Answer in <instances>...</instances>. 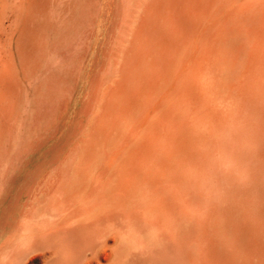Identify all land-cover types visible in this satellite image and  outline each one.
Segmentation results:
<instances>
[{
    "label": "rangeland",
    "instance_id": "1",
    "mask_svg": "<svg viewBox=\"0 0 264 264\" xmlns=\"http://www.w3.org/2000/svg\"><path fill=\"white\" fill-rule=\"evenodd\" d=\"M14 1L15 0H12V2L9 0H0V96H1L0 97V99H1L0 100V104H1L0 108L2 109V110H0V113H1L0 114V143L2 142L0 144V165H2L0 168L5 167L4 168L5 170L3 169L4 181H7V182H4V184L6 183L4 185V214L9 212V211H14L17 209L20 201L22 200V198L25 195L24 193H25L26 189L29 186V181H31V180L35 181V179L41 178L42 176H44L43 174L52 176L55 173L52 170L54 168H57V167L58 168L62 167V169L66 168L67 173H65V174L71 176L72 168L74 169L75 167L80 165L79 163L76 164V162H78L80 160L79 162L82 163V165H84L86 161H87V163L91 161V158H89L90 161L87 158V155H89V152L91 150H92L91 152H94V154L96 152H100L101 149H104V150L109 149V151H112L111 149L114 147L115 143L117 141L118 142L120 141L119 143L118 142L116 143V147H114L113 149L120 148L121 146L130 147L131 144H132L131 147H133V146H135V143H137V142L138 143L136 144V146L139 147V144H140V146L142 143L147 145L149 142L148 146H150L154 150L158 148L160 151V150H162L163 146L173 145L171 143H174L173 141H174L175 132L179 129H181L182 131H185V132L188 130L187 131L188 133H190V131L191 132L193 131L194 133H196L198 136H200L202 138L215 135V140L217 141V144L212 146V149H214V150L211 149V146H209V145L207 146L203 141H199L196 145L197 152H199L203 155H205L209 150L213 151L212 155L215 157H213L212 155L211 156H208V155L205 156V161H206V159H207V161L209 160L208 162L206 161V164L211 165L213 172H212V169H211V171H205V170H200V169H196L197 171L196 170H189L188 171L184 167L185 166L184 164L179 165L180 170L182 172H184L186 177L190 180V181H188V183H191L190 185H186V182H185V184L183 186L184 189H182V195L184 192H185V194L186 193L187 194L186 195L184 194L185 196L183 195L184 199H183V205H182V209L184 211L185 217L183 220V223H184L183 224V226H184V231H183L184 240H182V247H181V254H182L181 255V260H182L181 264H192L193 262L191 261L192 260L191 255H194V254L196 255L195 257L198 256V258H196L194 260L195 261L194 264H196L197 261L199 264H206L208 262V259L204 260V258L207 257L206 252H205V251H207V248H206L205 244H204V246H202L203 244L200 241H198L197 238H196L197 239L196 241H198V242H196L195 240H193V241L186 240L187 235L191 233L188 230V229H190V223H189L190 220H192V222L195 224V226H196V224L201 225V224L205 223L207 226V229H209L211 231L212 235H214L218 239V242H217L218 244H216V248L219 247L217 250H220V252L224 256L223 257L224 259H223L222 263L219 259L217 261L215 260L216 262L213 260L212 264H214V262H215V264H223V263L226 264L225 260L227 259V257H228V259H227L228 263L227 264H239L240 256L238 253L235 252L233 247H231L232 246L231 241L232 242L235 241L236 238H234V237H237V230H235V228L236 229L238 228L237 227L238 223H236V222H239L238 221L239 218L237 216H235L233 219V222L231 224L227 223V218H226V216H224L223 213H220V217L218 215L217 217H215V219L212 218V219H204L203 220L200 218H202L203 216L206 218L205 210L208 209V208L206 209V206L208 203H211V204L213 203L215 206L217 205L218 208L220 206V208L222 209L226 205V202L224 200L229 199V197H230V195L228 193L226 195H224L222 190H220V189H223V186L225 187L227 185V183L229 182V179H227L225 177L224 178L221 177V179L218 178L216 172H219L220 174H221V172H223V175H224V172L228 170L227 168H229L227 173L230 171L238 172V175L241 174V175H243V177L246 180H248L249 177H247V176L249 174H251L250 171L252 172V170L254 168L253 172L256 170L255 173L258 176L259 180L261 178L259 184H261V187L263 189L262 193H264V178H263L264 177V168H263L264 167V158L262 159V158L258 157V155L256 153L257 151L255 150L254 146L251 143L252 135H251V132L249 130V127L252 124L251 125V128H252V126L254 124V120H252L249 123L251 114L249 113L248 110H249L250 106L246 105V108L245 107L243 108V111H244V115H243L244 119L242 118L243 121H242V119H239L240 118L239 116H237L239 113V109H240V107H239L240 98H238L237 86H238L239 81L242 79L241 76H242L243 71H244V66L246 65V62L248 61L250 54L256 48L255 42H256V39L258 36V31H259L262 23H264V0H239V1L238 0H229L230 2L227 0L228 3L226 1L219 12L215 11V14L211 19L205 20L203 22L204 26L211 27L215 31V36H214V41H213L214 44H212V46L216 47V49H215V52L209 56V60H206V56H207L206 53H203V55H202L203 56L202 61H201L202 62V66H201L202 69L199 72V75L195 79H196V82L198 84V88H199V86H201L202 92L206 93V95H205L203 103L200 106H199V104H197L193 108L190 107V105H189L190 102H189L188 98H173V100L167 99L169 97L172 98L171 94H169V96H168V92H170L173 89L176 90L180 84V81H182L181 78H184L189 71L188 68L190 66V61L188 59H190V58L186 59V57H187L186 55L188 54L190 48L189 47H185V48L182 47V49H183L182 55H184L183 56L184 58L182 57L183 58L182 62L186 59L183 62L186 65V67H185L184 64L182 65V62L180 63V62L176 61V57H175L174 52H173L174 50L172 51V48L169 45L170 44L169 41H171V42L174 40L179 41L180 37H179V34L176 32V30L173 27V24H172V21L170 18L171 14H170V11L168 10L166 5H164V4L162 5L163 6V14L162 15H157L154 13H152L151 15H146L148 22H149V26L147 27L146 30L140 31V27H139L140 26V20H141L140 18L144 15V13H146V12L143 13L142 11H144L146 9V5L148 3L152 2V1H156V0H132V2H131V0H97V1L96 0H86V3L88 2V4H86L84 2L85 0H82L83 2L81 0H78L79 2H77V0H64V2H63V0L62 1L61 0H49L50 7L48 8L47 11L41 9L39 12V16L37 14L38 9L36 10L34 7H32L30 9V6L27 5V0H16L15 2ZM40 1L44 2L45 0H40ZM135 1L136 2L138 1L137 2L138 4ZM10 2H11V4H10ZM84 3H85V5H84ZM95 3L97 6V7H95V9L97 8L96 10L92 6V5H95ZM129 3H130V5H129ZM69 4H70V6H69ZM81 4H83V5H81ZM139 4L141 5V7ZM230 4H232L231 5L232 8L229 9ZM52 5H54L55 7L57 6V7L55 8ZM242 5H245V7L243 9L241 7ZM120 6H121L122 10H121ZM61 7H63V9ZM82 7H84V8H82ZM53 9H54L53 12L55 14H53V12L51 11ZM120 10H121V12H120ZM58 11H59V13H58ZM225 11H227V12H225ZM137 12H140V13H137ZM64 13H65V16H64ZM119 13H120V15H119ZM128 14H129V16H128ZM136 14H137V16H136ZM139 14H141L140 15L141 17L140 16L138 17ZM87 15H88V17L90 16L89 17L90 20L87 18ZM133 15L135 17H133ZM79 17H81L82 19ZM83 17L85 20L83 19ZM93 17H95V18L92 19ZM132 17H133V19H131ZM77 18L79 20V23H77L78 25L76 24V22H78ZM14 19H16V20H14ZM69 19H70V21H69ZM71 19H72V21H71ZM74 19H75V21H74ZM86 19H88V21ZM117 19H119V20L117 21ZM124 19H125V21H123ZM216 19H218V20L216 21ZM115 20H116V22H115ZM55 21H57V23ZM58 21H59V23H58ZM81 21L83 22L82 24H80ZM98 21H99V24H98ZM155 21H158L157 28H155V24H154ZM90 22L93 24V26H92V24H90ZM130 22H131V24H130ZM114 23H115V25L113 26ZM86 24L89 26H86ZM69 25L71 27H68ZM74 25H76V26H74ZM83 25H84V27H83ZM121 25H122V28H121ZM1 26H2V28H1ZM11 26H13V28ZM129 26H130V28H129ZM53 27H54V29H53ZM74 27H76V28H74ZM95 27H96V29H94ZM137 27H139V29ZM57 29H58V31H57ZM120 29H121V31L123 30V32H121V34H120ZM3 30H5L4 33H3ZM68 30H69V32H68ZM112 30H113V32H112ZM114 30H115V32H114ZM126 30H128V31H126ZM26 31H29L30 33L26 34ZM94 31H96L97 33ZM13 32H14V34H13ZM75 33H76V36L74 35ZM135 33H137V34H135ZM39 34H41V35H39ZM66 35H68V36H66ZM122 35L125 37H123ZM115 36L116 37L118 36V38H120V39L116 38ZM28 37H29V46L27 44V38ZM64 37H65V39H64ZM69 37L71 38L70 41H69ZM121 38H123V39H121ZM37 39L39 41H36ZM43 39H45V40H43ZM51 39H53V40H51ZM73 39H74V41H73ZM110 39H111V41H110ZM115 40H116L117 44H115L116 43ZM130 40H132V41H130ZM198 40H199V35H196L192 40L193 42H192L191 46L192 47L194 46V47L193 48L191 47V48H192L193 52L198 50V47H199V43H198L199 41ZM53 41H55V42H53ZM82 41L85 43V45H84V43H82ZM13 42H15V43H13ZM22 42H23V44H22ZM37 42H40V43H37ZM42 42L44 43V46L46 49L42 47V45H43ZM130 42L132 43V45ZM31 43H33V45ZM38 44H40L41 47H39L40 45L38 46ZM138 44H140V46ZM13 45L16 46L15 47L16 49L14 48ZM25 45L28 47V49H26L27 47H25ZM52 46H53V48H52ZM88 46H90V47H88ZM37 47L39 49H41L42 52ZM72 47H73V49H72ZM115 47H117V48H115ZM33 48L37 51V53L35 50H33ZM66 48H68V49H66ZM96 48H97V50H96ZM186 48H187V51H186ZM208 48H209V46H208ZM228 48H229V50H227ZM58 51H59V53H58ZM102 51L103 52L105 51L108 53L105 54ZM154 51H155V54H154ZM184 51L186 54L185 53L183 54ZM202 51L206 52L205 47L203 49L202 43L200 40V52H202ZM230 51H231V53H229ZM61 52H63V53H61ZM75 52L77 55L75 54ZM149 52H152V53H149ZM219 52H221V53H219ZM224 52L226 53L225 55H224ZM8 53H10V54H8ZM95 54H96V57H95ZM125 54L128 55L127 58H126ZM208 55H209V53H208ZM69 56H71V57L67 58ZM103 56H105V57H103ZM115 56H117V57H115ZM225 56H226V58H225ZM11 57H12V59H10ZM79 57H80V59H78ZM124 57L126 60L124 59ZM6 58L9 62L6 61ZM66 58L69 60H67ZM93 58L95 61L93 60ZM103 58L105 59L104 61H103ZM158 58L160 60L163 59V62L165 64L167 62L169 63V66H171V76L174 74V76H172V78L170 77L169 79H167L165 81H163L160 78L161 72H160V66H159L158 61H157ZM64 59L66 61H63ZM115 59H117V60H115ZM207 59H208V57H207ZM17 60H19V62ZM73 60H74V62H73ZM77 60H78V62H77ZM70 61H71V63H70ZM97 61H99V62L97 63ZM108 61L110 62V64H108L109 63ZM222 61H224V62H222ZM12 62H13V64H12ZM63 62L66 64V66H67V63L69 62L67 67L71 66V68H73V70L70 67H69L70 69L66 68L65 65H64L65 67H63V64H64ZM76 62L78 63L77 65H76ZM122 62H123V64H122ZM4 63H6V64L4 65ZM30 63L32 65V66H30L31 69L29 67ZM52 63L54 65V68H53L54 70L52 69V66H53ZM74 63H75V65H74ZM179 63H180V65H179ZM83 64H85V65H83ZM149 64H151V65H149ZM82 65H83V67H82ZM101 65H102V67H101L102 69L100 68ZM2 66L5 68H2ZM20 66H21V68H20ZM45 66L46 67L48 66V67L46 68ZM59 66H60V68L62 67L64 69V72H63L62 68H61L62 70H60V68L59 69L57 68ZM74 66H75V68H74ZM118 66H119V68H118ZM98 67L100 68V71H99ZM109 67L111 68V70L107 69L109 71V72H107L106 68H109ZM48 68H50V70L52 69L51 72H49L50 70L48 71ZM65 68L69 71H67ZM18 69H19V71H18ZM21 69H22V71H21ZM40 69H42V70H40ZM77 69H78V71H77ZM8 70H9V73H8ZM65 70L67 71V73ZM175 70L177 71L176 73H174ZM180 70H182V71H180ZM58 71L60 73L62 71L63 73L60 74ZM72 71H74V73ZM37 72H38V74H37ZM45 72H46V74H48V76L45 75ZM78 72L80 74H78ZM95 72H96L97 77L95 75ZM97 72H99V73H97ZM179 72H182V73H179ZM29 73H30V75H29ZM3 74H5V76ZM56 74H58V75H56ZM99 74H101V75L98 76ZM178 74L183 75V77H179V76L176 77ZM63 75H65V76L63 77ZM27 76L28 77L31 76L29 78L30 80L27 79ZM38 76H39V78H37ZM46 76H47V78H46ZM5 77L8 78L9 81ZM53 77H54V79H53ZM69 77H70V79H69ZM95 77L98 80L100 79L101 83H100V80L99 81L96 80ZM176 78L177 79L180 78V81H178ZM59 79L62 81L59 82ZM6 80H7V84H6ZM57 80H58V82H57ZM86 80H87V82H86ZM42 81H44V82H42ZM49 81H51L50 85H49V83H50ZM66 81H67V84H66ZM96 81L99 82L100 84H97ZM63 82L65 83V85L63 84ZM91 82H93V83L91 84ZM145 82H146V84H145ZM24 83H25V85H24ZM102 83H103V85H102ZM111 83L114 86H112ZM3 84H5V85H3ZM93 84H94V86H92ZM149 84H151V85H149ZM162 84L166 87L164 88V86H162ZM174 84H177L176 85L177 87ZM41 85H43V86H41ZM84 85H85V87H84ZM95 85L98 88H96ZM148 85H149V87H148ZM10 86L12 87L11 90H10V88H11ZM18 86H20V87L18 88ZM38 86H39V89L37 88ZM105 86H106V88H108V87L109 88L106 90ZM121 86L126 87L125 92L121 91ZM152 86H154L153 89H152ZM31 87H32V89H31ZM47 87L52 92L48 93L49 89ZM64 87H66V88H64ZM110 87H113V88H110ZM133 87H135V88H133ZM251 87H253L252 89L256 95V98H259V88L254 84ZM6 88H8L10 91L8 89L6 90ZM67 88H70V89H68V91H66ZM159 88H161V89L163 88L162 91ZM74 89H76V90H74ZM96 89H97V91H96ZM2 90H3V92H5L3 94H6L7 98L2 94V92H1ZM36 90L38 91L37 93L35 92ZM58 90H59V92H57ZM168 90H170V91H168ZM13 91H14V93H12ZM20 91H22V92H20ZM165 91L166 92L168 91V92L166 93ZM180 91L184 92L185 91L184 87H182ZM16 92H18V94L20 96L17 95ZM61 92H62V94H61ZM92 92H93V94L94 93L95 94L93 95ZM59 93L61 94V96ZM88 93H91V94H89V96H88L87 95ZM163 93H164V96H166V99H165V97L163 98V95H162ZM22 94H23V96H22ZM27 94H28V98L26 97ZM36 94H37V98H36ZM70 94H73V97ZM108 94H109V96H106ZM141 94H142V96H141ZM57 95H59V97ZM62 95L63 96L65 95V96L63 97ZM92 95L96 96V97H94V99H93ZM122 95L123 96L124 95H130V96L126 97V99H125V97H123ZM18 96H19V98H18ZM49 96H50V99H49ZM90 97L92 98L91 100H90ZM101 97L104 99L102 100ZM121 97L125 100V101L123 100V103L121 102L122 101ZM160 97L163 99H161ZM64 98H65V101L63 100ZM141 98L143 100H141ZM10 99H11V101H10ZM41 99H42V102H41ZM79 99H80V102H79ZM106 99L108 101H106V103H105L104 101ZM118 99H121V101L119 100V102H118ZM129 99H130V101H129ZM134 99L136 102H138V105H139V106L138 105L136 106L137 108L135 107L137 110L134 108L131 109L130 105H129V103L131 101H133ZM149 99H151V102ZM34 100H36V102ZM160 100H163L162 101L163 105L161 103H159V102H161ZM164 100L165 101L169 100L170 102L172 101V103L173 102L174 103L171 104V107H170V105H168V104H170V102L167 101L168 102V104H167V102L165 103ZM82 101H85V102H82ZM128 101H129V103H128ZM176 101H177V104H176ZM8 102L10 103V105ZM11 102L13 105L11 104ZM88 102H89V104H88ZM102 102H103V104H102ZM120 102L122 104H119ZM125 102H126V104H125ZM142 102H144L145 104H143ZM148 102H149L150 106L151 105H153V106H151L147 110V108L149 107ZM152 102H153V104H151ZM33 103H34L35 108L33 107ZM40 103H41V105H43V107L40 105ZM54 103H56L57 107H55L56 105ZM58 103H60L59 104L60 106L58 105ZM84 103H86L88 106L86 105L87 106L86 107ZM90 103L92 106L90 105ZM104 103L106 104V106H108V107H106L107 109H104L105 108ZM141 103L144 105L143 106L144 108H142ZM154 103H156V104H154ZM262 103L264 104V102H262ZM29 104H30V106H29ZM38 104H39V106H38ZM82 104H84V105H82ZM140 104H141V107H140ZM164 104H166V105H164ZM25 105H27V106H25ZM116 105L117 106L120 105V108H118L119 110L117 108L115 110V107H117ZM121 105L124 106L123 107L124 109L122 108ZM50 106H52V107H50ZM62 106H63V108H62ZM113 106H114V108H113ZM165 106H167V107H165ZM172 106H174V107L172 108ZM206 106H210L213 109V111L216 115L215 117H207L206 111H205ZM28 107H29V109H28ZM169 107L171 108V110L172 109H173V111L175 110L178 117H172V116L171 117L170 116L165 117V116H163V109L166 108L164 110H168V109H170ZM50 108H53V109H50ZM55 108L57 111L55 110ZM86 108H88L89 111L86 110ZM108 108H109V110H108ZM138 108H140V110H138ZM40 109H41V111H40ZM35 110L36 111L38 110L36 112V114H35ZM85 110L88 113H85L86 112ZM103 110L105 111L104 113L102 112ZM120 110H122V111H120ZM128 110H130V111L128 112ZM18 111H20V113ZM32 111H33V113H32ZM78 111H80L81 113ZM111 111H112V113H111ZM132 111H134V113ZM143 111H145V112H143ZM15 112H16V115L14 114ZM38 112L40 113V115H37ZM61 112H62V115H60L61 116L60 117L59 113L61 114ZM107 112H110V113H107ZM160 112H162L161 115H160ZM100 113L104 116H101ZM135 113L136 114L139 113V114L137 116H135L136 115ZM156 113H157V115H156ZM8 114L11 117L10 121H9L10 117L7 116ZM44 114H46V115L43 116ZM118 114L122 118L120 116H117ZM13 115H14V117H13ZM18 115H19V117H18ZM50 115H52L53 117ZM97 115L100 119L97 117ZM108 115H109V118L112 117V119L106 118V117H108ZM131 115L133 117L135 116L134 118H136V120L133 117H131ZM139 115H140V117H139ZM153 115L157 116V119H159V118L160 119L159 120L156 119L157 121L151 120L152 122H150V124L148 125V126H151V128L147 126L145 129V125L148 123L150 118L153 117ZM159 115H160V117H159ZM6 116H7V119H6ZM25 116H26L27 120L26 119L23 120L25 118ZM124 116L125 117L128 116V117L125 118ZM155 116L153 117V119L156 118ZM33 117H34V121H36V122L33 121ZM39 117H41V118H39ZM49 117H51V119ZM96 117H97L98 121L101 120L102 117H103L102 121H104V119L106 118L107 119L106 121H108L107 124H105L106 121H104V123L101 121L96 122L97 121ZM117 117H119V118H117ZM130 117L135 121L132 120V122H131ZM161 117L163 119H161ZM30 118L32 119L31 121H30ZM43 118H45L46 121L47 120L48 121L46 122L44 119V121L46 123L43 122ZM52 118H53V120H52ZM54 118L56 119L55 121H54ZM116 118H117V120H116ZM208 118H212V120L208 119ZM216 118L218 119V121H214V119L217 120ZM59 119H61V121ZM113 119H115V121H112ZM178 119H179V121H178ZM19 120L21 121V123ZM40 120L42 121V123H40L41 122ZM51 120L54 121V123H52ZM64 120H65V122H64ZM119 120H121L122 122H120ZM4 121H5V123H3ZM90 121H91V123H90ZM125 121H126V123L131 122V123H129V126L131 125L130 126L131 128L127 124L126 125L128 127L127 126L126 127L122 126V128L119 127V125L120 126L123 125L125 123ZM127 121H129V122H127ZM138 121H141L142 123L141 122L138 123ZM165 121H166V123H165ZM8 122H9V124H8ZM156 122H157V124H156ZM163 122L166 124V126L168 124V126L170 127V125H171V127L166 128V126ZM17 123L19 124L20 129L17 128L18 127ZM27 123L28 124L30 123V124L28 125ZM36 123L37 124L39 123V125L37 126ZM99 123L101 124V125H99L101 127L95 128V125L99 124ZM108 123H112V124L108 125ZM115 123L120 128L119 133H118L119 129L117 126L115 127ZM154 123H155V125H154ZM43 124H45L44 130H43ZM49 124H51V126ZM74 124H76V125H74ZM103 124L106 125V126H104L105 128L104 127L102 128ZM163 124H164V126H163ZM47 125H48V127H47ZM53 125H55L56 127ZM152 125H154V126H152ZM26 126L29 128L27 129ZM110 126L111 127L113 126V128L111 129ZM38 127H39V129H38ZM79 127H80V129H79ZM92 127H93V129H92ZM140 127H142V128L140 129ZM152 127L157 129V130L159 129V130L156 131L155 129H152ZM4 128H7V129H4ZM53 128H55V130L57 128L58 129L56 131H54V130H52ZM100 128H102V129L100 130ZM116 128L118 129L117 131H116ZM124 128H126V129H124ZM212 128H213V130H211ZM40 129H42V130L40 131ZM94 129H96V130H94ZM104 129H106L107 131H105ZM121 129L125 130V131L121 132ZM143 129H145V130H143ZM147 129L153 130L152 131L153 133L150 131H146ZM183 129H185V130H183ZM10 130H11V132H10ZM21 130H23L24 132ZM61 130H63V131H61ZM83 130H86V131H83ZM98 130H99V132L97 133ZM108 130L110 132L111 131L112 132L109 133ZM142 130H143V133H142ZM229 130L231 131V134H230ZM33 131L36 132V134L33 133ZM87 131H90L92 133V134L90 133L91 136L89 135V132H87ZM126 131H127V133H126ZM144 131H146L147 133H149V132L150 133L148 135H146L147 133ZM29 132L31 134L30 137L32 139H29L30 137L26 136V134L29 135ZM137 132H140V133H137ZM59 133H60V135H59ZM158 133H159V135H158ZM169 133H170V135L174 134V135H172L173 139L170 135H168ZM213 133H214V135H212ZM223 133H226L225 136ZM40 134H43V135H40ZM44 134H45V136H44ZM95 134H97V135L99 134V135L97 136ZM116 134H119V136ZM150 134H152V136ZM138 135H140V136H138ZM153 135L154 136L158 135V136L156 138ZM37 136H38V138H37ZM49 136H51V137H49ZM86 136H88V139H86L87 138ZM107 136H108V138H106ZM147 136H148V139H147ZM167 136L168 137L170 136L171 138L169 137L170 139H168ZM222 136H224V137H222ZM19 137L21 138V140ZM42 137H43V139H42ZM100 137H102L101 139L103 141H101V139L97 140V138H100ZM149 137H151L150 140H149ZM228 137H230V138L228 139ZM17 138H18V140H17ZM91 138H92V140L93 139H96V140L92 142ZM136 138H138V139H136ZM240 138H242V139L240 140ZM14 139H15V141H18V142H15ZM34 139L36 141H34ZM83 139L87 140V141L85 142ZM111 139L114 141H112ZM139 139H140V141H141V139H143L144 141L142 140L143 142L140 143ZM167 139H168V142H167ZM3 140H5V141L3 142ZM41 140L44 143H42ZM155 140H157V141L159 140L158 143H157V141L154 142ZM64 141H65V143H64ZM99 141H101V142L99 143ZM221 141H223L224 143ZM227 141H228V144H227ZM235 141L238 142L236 145H235ZM13 142L15 143V145ZM21 142H23V144ZM34 142L36 144H34ZM89 142L90 143L92 142L93 145H90ZM108 142H109V145H108ZM6 143H7V145H6ZM12 143H13V145H11ZM98 143L100 145H98ZM4 144H5V146H4ZM21 144L22 145L25 144L24 147H26V148H24L23 146H22L23 148L22 147L18 148L19 146H21ZM33 144H34V146H33ZM94 144H95L96 150L98 149L97 151L95 150ZM152 144H153V146H152ZM157 144L160 148L157 146ZM223 144H226L225 146H231L232 145L233 146L232 150H235L236 153H238L241 156V160L243 163L241 164L239 161V164H238L237 162H235V160H234L235 158L233 157V155L231 156L228 153H226L227 156L225 155V157H224V153L223 154L221 153V152H223L222 149L225 147ZM244 144H245V146H244ZM16 145H17V150H16ZM110 145H113L112 148L109 147ZM27 146H29V147H27ZM88 146H91V147H88ZM98 146H99V148H97ZM215 146H216V149H215ZM33 147L36 149H34ZM74 147L76 149H74ZM83 147L88 148L86 150L88 153L85 151V149H83ZM93 147H94V149H93ZM198 147H200V149H198ZM221 147H223V148H221ZM21 148L23 149V151ZM14 149H15V151H14ZM72 150H74V151H72ZM19 151H22V152H19ZM77 151H79V152H77ZM84 151L86 152V155H85ZM214 151H215V153H214ZM13 152H15V153H13ZM27 152H29V153L27 154ZM80 152L84 153L85 156L83 157V155H81ZM13 154H14V156H13ZM246 154H247V156H246ZM17 155H18V158H16ZM6 156H7V158H6ZM19 156H20V159H19ZM22 157H23V159H22ZM144 157L145 156H143L142 158H144ZM221 157L223 158V160H220ZM57 158H58V160H57ZM81 158L83 159L84 162H81V160H82ZM101 158L104 159V161L109 160L110 159V152H109V155L107 154L106 156L101 155L100 157H97V161L101 160ZM142 158H141V163L143 166L144 164H146L148 162L144 159H146L148 157H146L144 159H142ZM252 158L254 160H250ZM27 159H28V161H26ZM243 159H246V160L243 161ZM4 160H7V161L5 162ZM12 160H14V162ZM248 160H249V162H248ZM10 161H12V162H10ZM216 161L217 162L219 161V162L217 163ZM221 161L225 165L222 164ZM228 161H230V162H228ZM7 162H9V163H7ZM16 162H17V165H16ZM67 162H68V164H67ZM212 162H216V163L213 164ZM1 163H3V164H1ZM11 163H15V164L11 165ZM61 163L64 164V166ZM71 164H73V165H71ZM233 164L238 165V171H236V167ZM3 165H5V166H3ZM217 165H218V167H217ZM51 166H53V167H51ZM9 168H11V169H9ZM68 169H70V170H68ZM182 169H184V170H182ZM223 169H225V170L223 171ZM240 169L242 171H239ZM244 169H246V170L244 171ZM8 170H9V173H8ZM258 170H260V171H258ZM3 171H2V169H0L1 174L3 173ZM36 173H37V175H36ZM227 173L225 172V174H227ZM197 175H199V177H197ZM204 176L206 178H204ZM6 177H7V179H6ZM8 177H10V178H8ZM196 179L197 180L199 179V180L195 181ZM222 181L224 182V184ZM215 182H217L216 184H218L219 189H218L217 185L215 184ZM196 183H197V185H196ZM193 185H196L197 187L194 186L195 187V189H194ZM202 186H203V188H202ZM190 187H191V189H190ZM192 187H193V189H192ZM209 189H211L212 191ZM214 191H215V193H214ZM216 193H217V195H216ZM212 196H214V198H212V199H214L213 202H212V200H210ZM202 198H205V199L202 200ZM193 199H195V200H193ZM221 200H223V201L221 202ZM220 204L222 205V207ZM184 209H186V210H184ZM190 210H191V212H189ZM0 211H2V210H0ZM219 218H220V220H219ZM201 221H203V222H201ZM251 221H252L251 222L252 224H255V225H252L253 229L256 230L258 222L257 221L255 222L254 220H251ZM217 223H218V225H217ZM216 226H217V228H216ZM196 233H198V232H196ZM142 237L147 238L144 235ZM226 240H227V243L225 242ZM222 243H224V246H227V248L224 247ZM198 245H200V246H198ZM228 247H229V249H228ZM200 248H201V250H200ZM198 249H199V251H198ZM203 253L205 256L202 255ZM168 254H169V257H171V250H168ZM227 254H228V256H227ZM185 256L187 259L185 258ZM233 256H235V259L232 258ZM199 257H200V259H199ZM231 259H232V261H231ZM233 259L235 261H233ZM151 260H152V258H151ZM35 263L39 264L40 262H39V260H36V262H34L33 264H35Z\"/></svg>",
    "mask_w": 264,
    "mask_h": 264
},
{
    "label": "bare ground",
    "instance_id": "2",
    "mask_svg": "<svg viewBox=\"0 0 264 264\" xmlns=\"http://www.w3.org/2000/svg\"><path fill=\"white\" fill-rule=\"evenodd\" d=\"M12 2V0H9ZM16 1V0H15ZM14 1V2H15ZM62 1V0H61ZM60 1V2H61ZM82 1V0H81ZM97 1V0H96ZM95 1V2H96ZM227 0H156V1H152L150 3H148L146 5V9L144 11H142L144 13V15L141 17L139 14L138 17L140 16L141 20H140V31H144L147 29V27L149 26V22L147 19L146 15H151L152 13L157 14V15H162L163 14V4L167 6L168 10L170 11V18L173 24L174 29L176 30V32L179 34L180 40L176 41H169V45L172 48V51L174 52V55L176 57V61L177 62H182L183 60V56L182 55V47H189V52L188 54L185 56L186 59H188L190 61V66H189V71L186 74V76L184 78H181L182 81H180V78H176L178 81H180V84L178 86V88L175 90H168L170 92H168V96L169 94H171L172 98H167V99H172L173 98H188L189 100V105L190 107H194L195 105L199 104V106L203 103L204 98L206 93L202 92L201 90V86H199L198 88V84L196 82V77L199 75V72L202 69V58H203V53H206V60H209V56L211 54H213L215 52L216 47H213L212 44H214V36H215V31L208 26H204L203 22L205 20L211 19L214 14L215 11L219 12L222 8V6L224 5V3ZM229 1V0H228ZM227 1V3H228ZM239 1V0H238ZM10 2V4H11ZM64 2V0H63ZM77 2H79L77 0ZM83 2V1H82ZM86 3V0L84 1ZM132 2V0H131ZM136 2V1H135ZM138 2V1H137ZM136 2V3H137ZM230 2V1H229ZM235 2V1H234ZM245 2V1H244ZM9 3V2H8ZM17 3V2H16ZM53 3V2H52ZM74 3V2H73ZM84 3V5H85ZM99 3V2H98ZM237 3V2H236ZM54 4V3H53ZM72 4V3H71ZM78 4V3H77ZM88 4V2L86 3ZM122 4V3H121ZM138 4V3H137ZM19 5V4H18ZM27 5L30 6V9L32 7H34L36 10L38 9V16H39V12L41 9L47 11L48 8L50 7V2L49 0H45L44 2H41L40 0H27ZM26 5V6H27ZM61 5V4H60ZM83 5V4H81ZM91 5V4H90ZM102 5V4H101ZM113 5V4H112ZM126 5V4H125ZM130 5V3H129ZM128 5V6H129ZM140 5V4H139ZM232 4H230V8ZM54 6V5H52ZM65 6V5H64ZM63 6V7H64ZM70 6V4H69ZM68 6V7H69ZM77 6V5H76ZM95 9L96 3L95 5H92ZM119 6V5H118ZM8 7V6H7ZM17 7V6H16ZM55 7V6H54ZM53 7V8H54ZM57 7V6H56ZM55 7V8H56ZM59 7V6H58ZM63 7H61L63 9ZM89 7V6H88ZM141 7V5H140ZM242 9L245 7V5L241 6ZM12 8V7H11ZM52 8V7H51ZM84 8V7H82ZM121 8V6H120ZM17 9V8H16ZM76 9V8H75ZM89 9V8H88ZM97 9V8H96ZM95 9V10H96ZM228 9V10H229ZM69 10V9H68ZM67 10V11H68ZM86 10V9H85ZM94 10V11H95ZM119 10V9H118ZM122 10V8H121ZM120 10V12H121ZM129 10V9H128ZM225 10V9H224ZM52 12L54 11L51 10ZM61 11V10H60ZM71 11V10H70ZM141 11V10H140ZM8 12V11H7ZM51 12V13H52ZM93 12V11H92ZM118 12V11H117ZM141 12V13H142ZM227 12V11H225ZM15 13V12H14ZM59 13V11H58ZM68 13V12H67ZM70 13V12H69ZM84 13V12H83ZM94 13V12H93ZM140 13V12H137ZM53 14H55L53 12ZM72 14V13H71ZM76 14V13H75ZM74 14V15H75ZM89 14V13H88ZM224 14V13H223ZM61 15V14H60ZM81 15V14H80ZM83 15V14H82ZM93 15V14H92ZM120 15V13H119ZM65 16V13H64ZM84 16V15H83ZM95 16V15H94ZM129 16V14H128ZM137 16V14H136ZM224 16V15H223ZM90 17V16H89ZM87 15V18L90 20V18ZM99 17V16H98ZM133 17H135L133 15ZM133 17L131 19H133ZM17 18V17H16ZM36 18V17H35ZM58 18V17H57ZM56 18V19H57ZM81 18V17H79ZM95 17H93L92 19H94ZM119 18V17H118ZM7 19V18H6ZM38 19V18H37ZM53 19V18H52ZM65 19V18H64ZM76 19V18H75ZM74 19V21H75ZM82 19V18H81ZM80 19V20H81ZM84 19V17H83ZM88 19H86L88 21ZM99 19V18H98ZM120 19V18H119ZM117 19V21L119 20ZM16 20V19H14ZM78 20V18H77ZM85 20V19H84ZM122 20V19H121ZM139 20V19H138ZM218 19H216L217 21ZM70 21V19H69ZM72 21V19H71ZM86 21V22H87ZM95 21V20H94ZM125 21V19L123 20ZM122 21V22H123ZM6 22V21H5ZM57 23V21H55ZM116 22V20H115ZM212 22V21H211ZM59 23V21H58ZM66 23V22H65ZM72 23V22H71ZM79 23L76 22V24ZM83 22L81 21L80 24H82ZM85 23V22H84ZM135 23V22H134ZM90 24H92L90 22ZM96 24V23H95ZM99 24V21H98ZM131 24V22H130ZM139 24V23H138ZM155 24V28H157L158 25V21L154 22ZM64 25V24H63ZM78 25V24H77ZM115 25V23L113 24V26ZM117 25V24H116ZM18 26V25H17ZM53 26V25H52ZM76 26V25H74ZM86 26H89L86 24ZM93 26V24H92ZM97 26V25H96ZM8 27V26H7ZM13 28V26H11ZM57 27V26H56ZM59 27V26H58ZM68 27H71L70 25ZM73 27V26H72ZM84 27V25H83ZM117 27V26H116ZM139 27H137L139 29ZM2 28V26H1ZM76 28V27H74ZM82 28V27H81ZM122 28V25H121ZM125 28V27H124ZM123 28V29H124ZM130 28V26H129ZM136 28V29H137ZM27 29V28H26ZM41 29V28H40ZM54 29V27H53ZM96 29V27L94 28ZM12 30V29H11ZM118 30V29H117ZM5 30H3L4 33ZM51 31V30H50ZM49 31V32H50ZM58 31V29H57ZM56 31V32H57ZM84 31V30H83ZM91 31V30H90ZM128 31V30H126ZM136 31V30H135ZM7 32V31H6ZM54 32V31H53ZM69 32V30H68ZM96 32V31H94ZM108 32V31H107ZM113 32V30H112ZM115 32V30H114ZM121 32H123V30L121 31L120 29V34ZM138 32V31H137ZM29 31H26V34H29ZM58 33V32H57ZM91 33V32H90ZM97 33V32H96ZM125 33V32H124ZM128 33V32H127ZM14 34V32H13ZM112 34V33H111ZM137 34V33H135ZM41 35V34H39ZM38 35V36H39ZM55 35V34H54ZM71 35V34H70ZM76 36V33L74 34ZM89 35V34H88ZM118 35V34H117ZM199 35V47L198 50L194 51L192 50L191 44H192V40L193 38ZM13 36V35H12ZM45 36V35H44ZM68 36V35H66ZM110 36V35H109ZM120 36V35H119ZM123 36V35H122ZM134 36V35H133ZM136 36V35H135ZM116 37V36H115ZM125 37V36H123ZM130 37V36H129ZM146 37V36H145ZM49 38V37H48ZM81 38V37H80ZM83 38V37H82ZM89 38V37H88ZM92 38V37H91ZM118 38V36L116 37ZM40 39V38H39ZM65 39V37H64ZM70 37H69V41H70ZM96 39V38H95ZM113 39V38H112ZM120 39V38H118ZM123 39V38H121ZM127 39V38H126ZM10 40V39H9ZM14 40V39H13ZM45 40V39H43ZM53 40V39H51ZM63 40V39H62ZM77 40V39H76ZM117 40V39H116ZM115 40V42H116ZM200 40L202 43V47L206 52H200ZM36 41H39L38 39ZM66 41V40H65ZM68 41V40H67ZM74 41V39H73ZM111 41V39H110ZM119 41V40H118ZM121 41V40H120ZM125 41V40H124ZM132 41V40H130ZM134 41V40H133ZM35 42V41H34ZM55 42V41H53ZM52 42V43H53ZM62 42V41H61ZM90 42V41H89ZM109 42V41H108ZM129 42V41H128ZM15 43V42H13ZM40 43V42H37ZM43 43V42H42ZM65 43V42H64ZM70 43V42H69ZM73 43V42H72ZM75 43V42H74ZM82 43H84L82 41ZM95 43V42H94ZM101 43V42H100ZM131 43V42H130ZM23 44V42H22ZM21 44V45H22ZM27 44L29 46V37L27 38ZM33 45V43H31ZM30 44V45H31ZM54 44V43H53ZM109 44V43H108ZM117 44V42L115 43ZM256 48L252 51V53L249 56L248 61L246 62V65L244 66V71L242 74V79L239 81L238 86H237V91H238V98H240V104H239V113L237 116H239V119L243 118L244 115V111L243 108H246V105H249V113L251 114L250 117V121L249 123L254 120V124L251 128V125L249 127V130L251 132L252 135V145L254 146L255 150L257 151V155L259 158H264V104L262 102H264V23H262L259 31H258V36L256 39ZM9 45V44H8ZM31 45V46H32ZM37 45V44H36ZM40 44H38L39 46ZM85 45V43H84ZM83 45V46H84ZM94 45V44H93ZM97 45V44H96ZM112 45V44H111ZM132 45V43H131ZM140 46V44H138ZM137 45V46H138ZM14 46V45H13ZM55 46V45H54ZM67 46V45H66ZM73 46V45H72ZM82 46V47H83ZM109 46V45H108ZM138 46V47H139ZM209 46V48H208ZM16 46H14L15 48ZM25 47H27L25 45ZM34 47V46H33ZM41 47V45L39 46ZM43 48H45L44 43L42 45ZM56 47V46H55ZM63 47V46H62ZM90 47V46H88ZM111 47V46H110ZM121 47V46H120ZM131 47V46H130ZM192 47V48H191ZM5 48V47H4ZM38 48V47H37ZM53 48V46H52ZM106 48V47H105ZM108 48V47H107ZM117 48V47H115ZM114 48V49H115ZM9 49V48H8ZM16 49V48H15ZM28 49V47L26 48ZM39 49V48H38ZM37 49V50H38ZM46 49V48H45ZM48 49V48H47ZM68 49V48H66ZM73 49V47H72ZM71 49V50H72ZM94 49V48H93ZM6 50V49H5ZM33 50H35L33 48ZM41 52L42 50L39 49ZM62 50V49H61ZM90 50V49H89ZM97 50V48H96ZM105 50V49H104ZM108 50V49H107ZM118 50V49H117ZM125 50V49H124ZM127 50V49H126ZM229 50V48L227 49ZM15 51V50H14ZM36 51V50H35ZM52 51V50H51ZM54 51V50H53ZM60 51V50H59ZM58 51V53H59ZM63 51V50H62ZM65 51V50H64ZM112 51V50H111ZM153 51V50H152ZM187 51V48H186ZM3 52V51H2ZM46 52V51H45ZM49 52V51H48ZM55 52V51H54ZM53 52V53H54ZM89 52V51H88ZM96 52V51H95ZM103 52V51H102ZM226 52V51H225ZM224 52V55L226 54ZM37 53V51H36ZM39 53V52H38ZM50 53V52H49ZM63 53V52H61ZM80 53V52H79ZM103 53H108V52H103ZM124 53V52H123ZM128 53V52H127ZM152 53V52H149ZM185 53V51L183 52V54ZM209 53V55H208ZM221 53V52H219ZM231 53V51L229 52ZM10 54V53H8ZM15 54V53H14ZM41 54V53H40ZM46 54V53H45ZM44 54V55H45ZM65 54V53H64ZM76 54V52H75ZM84 54V53H83ZM104 54V55H105ZM122 54V53H121ZM155 54V51H154ZM153 54V55H154ZM186 54V53H185ZM17 55V54H16ZM15 55V56H16ZM43 55V56H44ZM74 55V54H73ZM77 55V54H76ZM113 55V54H112ZM126 55V54H125ZM221 55V54H220ZM120 56V55H119ZM128 55H126L127 58ZM219 56V55H218ZM18 57V56H17ZM64 57V56H63ZM71 56L67 57L70 58ZM77 57V56H76ZM96 57V54H95ZM105 57V56H103ZM117 57V56H115ZM183 57V58H182ZM208 57V59H207ZM66 58V59H67ZM87 58V57H86ZM226 58V56H225ZM12 59V57L10 58ZM80 59V57L78 58ZM125 59V57H124ZM123 59V60H124ZM185 59V60H186ZM222 59V58H221ZM46 60V59H45ZM69 60V59H67ZM71 60V59H70ZM87 60V59H86ZM94 60V58H93ZM105 59L103 58V61ZM117 60V59H115ZM126 60V59H125ZM124 60V61H125ZM131 60V59H130ZM184 60V61H185ZM187 60V61H188ZM223 60V59H222ZM225 60V59H224ZM6 61L7 58H6ZM19 62V60H17ZM16 61V62H17ZM63 61H66L65 59ZM95 61V60H94ZM100 61V60H99ZM97 61V63L99 62ZM158 64L160 66V74H161V79L163 81L169 79L170 77L172 78V76H174V74L171 76V66H169V63L167 62L166 64L163 62V59H157ZM183 61V62H184ZM9 62V61H8ZM74 62V60H73ZM78 62V60H77ZM76 62V65L78 64ZM109 62V61H108ZM115 62V61H114ZM182 62V65L184 64ZM214 62V61H213ZM224 62V61H222ZM24 63V62H23ZM45 63V62H44ZM51 63V62H50ZM62 63V62H61ZM64 63V62H63ZM69 63V62H68ZM67 63V66H68ZM71 63V61H70ZM92 63V62H91ZM104 63V62H103ZM117 63V62H116ZM179 63V65H180ZM187 63V62H186ZM6 63H4L5 65ZM13 64V62H12ZM17 64V63H16ZM20 64V63H19ZM110 64V62L108 63ZM123 64V62H122ZM43 65V64H42ZM41 65V66H42ZM53 65V63H52ZM66 64H63V67H65ZM75 65V63H74ZM80 65V64H79ZM85 65V64H83ZM82 65V67H83ZM91 65V64H90ZM98 65V64H97ZM151 65V64H149ZM178 65V66H179ZM185 65V64H184ZM32 66L31 63L29 65V67ZM49 66V65H48ZM47 66V67H48ZM62 66V65H61ZM66 68H71V66ZM73 66V65H72ZM40 67V66H39ZM46 67V66H45ZM44 67V68H45ZM46 67V68H47ZM81 67V68H82ZM92 67V66H91ZM102 67V65L100 66V68ZM136 67V66H135ZM184 67V66H183ZM186 67V65H185ZM223 67V66H222ZM221 67V68H222ZM2 68H5L2 66ZM21 68V66H20ZM43 68V69H44ZM54 68V65L52 66V69ZM58 69L60 68L57 67ZM62 68V67H61ZM60 68V70H62ZM65 68V69H66ZM69 68V69H70ZM75 68V66H74ZM99 68V67H98ZM99 68V71H100ZM119 68V66H118ZM122 68V67H121ZM8 69V68H7ZM31 69V67H30ZM51 69V70H52ZM73 70V68H71ZM83 69V68H82ZM102 69V68H101ZM110 69L111 68H106ZM186 69V68H185ZM184 69V70H185ZM35 70V69H34ZM42 70V69H40ZM50 70V68H48V71ZM51 70L49 72H51ZM54 70V69H53ZM67 70V69H66ZM65 70V71H66ZM98 70V69H97ZM177 70V69H176ZM174 71V73H176L177 71ZM187 70V69H186ZM19 71V69H18ZM22 71V69H21ZM47 71V72H48ZM69 71V70H67ZM66 71V73H67ZM71 71V70H70ZM78 71V69H77ZM76 71V72H77ZM93 71V70H92ZM91 71V72H92ZM182 71V70H180ZM3 72V71H2ZM31 72V71H30ZM42 72V71H41ZM59 72V71H58ZM64 72V69H63ZM61 71L60 74L63 73ZM74 73V71H72ZM107 72H109L107 70ZM120 72V71H119ZM185 72V71H184ZM9 73V70H8ZM7 73V74H8ZM19 73V72H18ZM34 73V72H33ZM65 73V74H66ZM84 73V72H83ZM99 73V72H97ZM117 73V72H116ZM182 73V72H179ZM6 74V73H5ZM5 74H3L5 76ZM21 74V73H20ZM36 74V73H35ZM34 74V75H35ZM38 74V72H37ZM41 74V73H40ZM69 74V73H68ZM76 74V73H75ZM74 74V75H75ZM78 74H80L78 72ZM119 74V73H118ZM24 75V74H23ZM30 75V73H29ZM45 75L48 76V74ZM44 75V76H45ZM58 75V74H56ZM67 75V74H66ZM77 75V74H76ZM96 75V72H95ZM94 75V76H95ZM101 74H99L98 76H100ZM9 76V75H8ZM25 76V75H24ZM32 76V75H31ZM30 76V77H31ZM37 76V75H36ZM40 76V75H39ZM39 76L37 78H39ZM46 76V78H47ZM65 75H63L64 77ZM71 76V75H70ZM183 77V75H177L176 77ZM27 76V79L30 80ZM34 77V76H33ZM41 77V76H40ZM60 77V76H59ZM74 77V76H73ZM97 77V75H96ZM95 77V78H96ZM142 77V76H141ZM6 78V77H5ZM10 78V77H9ZM45 78V77H44ZM76 78V77H75ZM100 78V77H99ZM4 79V78H3ZM8 81L9 79L6 78ZM43 79V78H42ZM41 79V80H42ZM54 79V77H53ZM70 79V77H69ZM73 79V78H72ZM71 79V80H72ZM87 79V78H86ZM139 79V78H138ZM2 80V79H1ZM7 80H6V84H7ZM38 80V79H37ZM47 80V79H46ZM50 80V79H49ZM52 80V79H51ZM76 80V79H75ZM96 80H98L96 78ZM100 80V79H99ZM98 80V81H99ZM176 80V81H177ZM24 81V80H23ZM62 80L59 79V82H61ZM104 81V80H103ZM106 81V80H105ZM115 81V80H114ZM3 82V81H2ZM25 82V81H24ZM44 82V81H42ZM50 82V83H49ZM49 85L51 84V81H49ZM58 82V80H57ZM71 82V81H70ZM69 82V83H70ZM87 82V80H86ZM94 82V81H93ZM91 82V84L93 83ZM97 82V81H96ZM147 82V81H146ZM145 82V84H146ZM155 82V81H154ZM175 82V81H174ZM53 83V82H52ZM101 83V80H100ZM99 82H97V84H100ZM104 83V82H103ZM102 83V85H103ZM113 83V82H112ZM111 83V85H112ZM167 83V82H166ZM173 83V82H172ZM33 84V83H32ZM36 84V83H35ZM38 84V83H37ZM42 84V83H41ZM63 84L65 85V83L63 82ZM67 84V81H66ZM73 84V83H72ZM76 84V83H75ZM114 84V83H113ZM165 84V83H164ZM168 84V83H167ZM256 85L259 88V98H256L255 93L253 92V87H251L252 85ZM5 85V84H3ZM9 85V84H8ZM25 85V83H24ZM44 85V84H43ZM41 85V86H43ZM55 85V84H54ZM131 85V84H130ZM151 85V84H149ZM148 85V87H149ZM153 85V84H152ZM155 85V84H154ZM166 85V84H165ZM171 85V84H170ZM175 86L177 84H174ZM12 86V85H11ZM10 86V87H11ZM37 86V85H36ZM40 86V85H39ZM39 86L37 87L39 89ZM90 86V85H89ZM94 86V84L92 85ZM96 86V85H95ZM100 86V85H99ZM114 86V85H112ZM162 86H164L162 84ZM161 86V87H162ZM172 86V85H171ZM2 87V86H1ZM6 87V86H5ZM20 86H18L19 88ZM63 87V86H62ZM75 87V86H74ZM85 87V85H84ZM154 86H152L153 89ZM166 86H164L165 88ZM177 87V86H176ZM175 87V88H176ZM184 87L185 91L182 92L180 91L181 88ZM3 88V87H2ZM9 88V87H8ZM6 88V90L8 89ZM25 88V87H24ZM43 88V87H42ZM48 88V87H47ZM66 88V87H64ZM63 88V89H64ZM71 88V87H70ZM67 88L66 91H68ZM96 88H98L96 86ZM106 88V86H105ZM109 88V87H108ZM106 88V90L108 89ZM113 88V87H110ZM135 88V87H133ZM151 88V87H150ZM149 88V89H150ZM12 89V87L10 88V90ZM32 89V87H31ZM49 89V88H48ZM72 89V88H71ZM100 89V88H99ZM161 91L162 89L159 88ZM169 89V88H168ZM4 90V89H3ZM3 90L1 91L2 94L5 93L3 92ZM9 90V89H8ZM9 90V91H10ZM24 90V89H23ZM52 90V89H51ZM76 90V89H74ZM142 90V89H141ZM16 91V90H15ZM43 91V90H42ZM56 91V90H55ZM62 91V90H61ZM91 91V90H90ZM97 91V89H96ZM113 91V90H112ZM121 91L125 92L126 91V87L125 86H121ZM136 91V90H135ZM8 92V91H7ZM19 92V91H18ZM17 93V95H19ZM22 92V91H20ZM36 93L38 92L37 90L35 91ZM34 92V93H35ZM49 92H52L48 91ZM59 92V90L57 91ZM89 92V91H88ZM95 92V91H94ZM106 92V91H105ZM104 92V93H105ZM166 92V91H165ZM166 92V93H167ZM14 93V91L12 92ZM32 93V92H31ZM30 93V94H31ZM99 93V92H98ZM133 93V92H132ZM136 93V92H135ZM147 93V92H146ZM165 93V94H166ZM60 94V93H59ZM62 94V92H61ZM60 94V96H61ZM65 94V93H64ZM88 93L87 95L89 96ZM93 94V92H92ZM95 94V93H94ZM93 94V95H94ZM127 94V93H126ZM6 97V94H3ZM2 95V96H3ZM8 95V94H7ZM39 95V94H38ZM52 95V94H51ZM69 95V94H68ZM73 97V94H70ZM86 95V96H87ZM92 95V96H93ZM163 98L166 96H164V93L162 94ZM3 96V97H4ZM10 96V95H9ZM20 96V95H19ZM18 96V98H19ZM23 96V94H22ZM30 96V95H29ZM32 96V95H31ZM59 97V95H57ZM56 96V97H57ZM63 96V95H62ZM65 96V95H64ZM63 96V97H64ZM87 96V97H88ZM103 96V95H102ZM106 96H109L106 95ZM123 96V95H122ZM130 95H124L123 97H129ZM142 96V94H141ZM140 96V97H141ZM1 97V96H0ZM2 97V98H3ZM28 98V94L26 96ZM93 96L92 98L94 99ZM105 97V96H104ZM7 98V97H6ZM35 98V97H34ZM36 98H37V94H36ZM84 98V97H83ZM90 97V100L92 99ZM102 98V97H101ZM107 98V97H106ZM109 98V97H108ZM122 98V97H121ZM161 98V97H160ZM161 98V99H163ZM44 99V98H43ZM48 99V98H47ZM50 99V96H49ZM48 99V100H49ZM88 99V98H87ZM98 99V98H97ZM104 98H102L103 100ZM131 99V98H130ZM129 99V101H130ZM1 100V99H0ZM24 100V99H23ZM31 100V99H30ZM54 100V99H53ZM56 100V99H55ZM59 100V99H58ZM65 101V98L63 99ZM67 100V99H66ZM83 100V99H82ZM89 100V101H90ZM121 101V99H118ZM123 98H122V103H123ZM141 100H143L141 98ZM151 102V99H149ZM159 100V99H158ZM167 100V101H169ZM175 100V99H174ZM207 100V99H206ZM205 100V101H206ZM5 101V100H4ZM11 101V99H10ZM17 101V100H16ZM36 102V100H34ZM63 101V102H64ZM86 101V100H85ZM82 101V102H85ZM94 101V100H93ZM106 101H108L107 99L104 101L106 103ZM116 101V100H115ZM125 101V100H124ZM128 101V103H129ZM162 105V101L160 100ZM165 101V100H164ZM165 101V103L167 102ZM2 102V101H1ZM24 102V101H23ZM42 102V99H41ZM47 102V101H46ZM58 102V101H57ZM62 102V103H63ZM80 102V99H79ZM78 102V103H79ZM81 102V103H82ZM97 102V101H96ZM113 102V101H112ZM117 102V101H116ZM119 104H122V103ZM127 102V101H126ZM125 102V104H126ZM141 102V101H140ZM139 102V103H140ZM145 102V101H144ZM144 102H142L143 104H145ZM170 102V101H169ZM9 103V102H8ZM22 103V102H21ZM32 103V102H31ZM53 103V102H52ZM61 103V104H62ZM80 103V104H81ZM94 103V102H93ZM104 103V104H105ZM109 103V102H108ZM141 103V104H142ZM157 103V102H156ZM154 103V104H156ZM174 103V102H173ZM172 101L170 102L171 104H173ZM12 104V102H11ZM18 104V103H17ZM26 104V103H25ZM47 104V103H46ZM45 104V105H46ZM56 105V103H54ZM60 103H58L59 105ZM85 106L87 105L86 103H84ZM82 104V105H84ZM89 104V102H88ZM103 104V102H102ZM101 104V105H102ZM113 104V103H112ZM124 104V105H125ZM140 104V107H141ZM142 104V108H144ZM153 104V102L151 103ZM177 104V101H176ZM220 104V103H219ZM1 105V104H0ZM10 105V103H9ZM13 105V104H12ZM36 105V104H35ZM41 105V103H40ZM51 105V104H50ZM64 105V104H63ZM91 105V103H90ZM100 105V106H101ZM114 105V104H113ZM130 108H134L136 109L138 102L135 101V99L133 101H131L129 103ZM149 105V102H148ZM166 105V104H164ZM180 105V104H179ZM221 105V104H220ZM20 106V105H19ZM27 106V105H25ZM30 106V104H29ZM39 106V104H38ZM43 107V105H41ZM60 106V105H59ZM65 106V105H64ZM88 106V105H87ZM86 106V107H87ZM92 106V105H91ZM90 106V107H91ZM117 106V105H116ZM122 106V105H121ZM139 106V105H138ZM146 106V105H145ZM153 106V105H151ZM149 105V107L147 108V110L151 107ZM158 106V105H157ZM176 106V105H175ZM3 107V106H2ZM12 107V106H11ZM10 107V108H11ZM24 107V106H23ZM33 107H34V103H33ZM32 107V108H33ZM52 107V106H50ZM57 107V105L55 106ZM99 107V106H98ZM104 109H107L106 104L104 106ZM124 106H122L123 108ZM128 107V106H127ZM136 107V108H135ZM161 107V106H160ZM167 107V106H165ZM169 107V108H170ZM174 106H172L173 108ZM17 108V107H16ZM20 108V107H19ZM26 108V107H25ZM35 108V107H34ZM63 108V106H62ZM92 108V107H91ZM90 108V109H91ZM114 108V106H113ZM116 108H120V105L115 107ZM29 109V107H28ZM53 109V108H50ZM61 109V108H60ZM85 109V108H84ZM112 109V108H111ZM124 109V108H123ZM130 109V110H131ZM166 109V108H164ZM163 109V116L165 117H178L177 113L175 112V110L173 111V109L171 110H164ZM177 109V108H176ZM0 110H2L0 108ZM17 110V109H16ZM56 110V108H55ZM62 110V109H61ZM86 110L89 111L88 108H86ZM85 110V111H86ZM109 110V108H108ZM119 110V109H118ZM128 110V112L130 111ZM137 110V109H136ZM138 110H140V108H138ZM146 110V109H145ZM162 110V109H161ZM218 110V109H217ZM38 111V110H37ZM35 110V114L37 112ZM41 111V109H40ZM57 111V110H56ZM84 111V112H85ZM99 111V110H98ZM122 111V110H120ZM135 111V110H134ZM134 111H132L134 113ZM150 111V110H149ZM156 111V110H155ZM205 111H206V115L207 117H215V113L213 111V109L210 106H206L205 107ZM20 113V111H18ZM24 112V111H23ZM31 112V111H30ZM44 112V111H43ZM80 112V111H78ZM103 113L105 112L104 110L102 111ZM101 112V113H102ZM145 112V111H143ZM222 112V111H221ZM11 113V112H10ZM13 113V112H12ZM33 113V111H32ZM46 113V112H45ZM55 113V112H54ZM53 113V114H54ZM81 113V112H80ZM85 113H88L87 111ZM98 113V112H97ZM100 113V114H101ZM102 113V114H103ZM110 113V112H107ZM112 113V111H111ZM115 113V112H114ZM113 113V114H114ZM125 113V112H124ZM123 113V114H124ZM127 113V112H126ZM162 112H160L161 115ZM1 114V113H0ZM16 115V112L14 113ZM24 114V113H23ZM43 114V113H42ZM67 114V113H66ZM95 114V113H94ZM101 116H104L102 115ZM120 114V113H119ZM117 116H120V115ZM136 114V113H135ZM139 114V113H138ZM138 114H136L135 116H137ZM34 115V114H33ZM37 115H40V113L38 112ZM36 115V116H37ZM46 114H44L43 116H45ZM62 115L59 113V116ZM99 115V114H98ZM97 115V117H98ZM128 115V114H127ZM130 115V114H129ZM157 115V113H156ZM159 115V117H160ZM9 116V114L7 115ZM6 116V119H7ZM29 116V115H28ZM31 116V115H30ZM35 116V117H36ZM52 116V115H50ZM65 116V115H64ZM94 116V115H93ZM100 116V117H101ZM107 116V115H106ZM112 116V115H111ZM134 116V117H135ZM149 116V115H148ZM155 115H153L154 117ZM10 117V116H9ZM14 117V115H13ZM19 117V115H18ZM53 117V116H52ZM56 117V116H55ZM61 117V116H60ZM82 117V116H81ZM96 117V120H97ZM121 117V116H120ZM125 117V116H124ZM128 117V116H127ZM125 117V118H127ZM131 117H133L131 115ZM131 122H132V118ZM133 117V118H134ZM140 117V115H139ZM145 117V116H144ZM150 118V120L148 121V123L145 125V129L146 127L150 124V122H152L151 120H159L157 119V116H155L156 118L153 119ZM219 117V116H218ZM41 118V117H39ZM51 119V117H49ZM48 118V119H49ZM78 118V117H77ZM84 118V117H83ZM88 118V117H87ZM99 118V117H98ZM103 118V117H102ZM101 118V122L104 123V121H106V117L104 119V121H102L103 119ZM119 118V117H117ZM116 118V120H117ZM122 118V117H121ZM181 118V117H180ZM11 117L9 118L10 121ZM27 120L26 116L23 120ZM45 118H43V122ZM62 119V118H61ZM61 119H59L61 121ZM82 119V118H81ZM100 119V118H99ZM109 119H112L109 118ZM108 119V120H109ZM129 119V120H130ZM136 120V118H134ZM143 119V118H142ZM157 119V120H156ZM161 119H163L161 117ZM211 119L212 118H208ZM217 119V118H216ZM244 119V118H243ZM242 119V121H243ZM13 120V119H12ZM32 119L30 118V121ZM37 120V119H36ZM42 120V119H41ZM40 120V121H41ZM53 120V118H52ZM51 120V121H52ZM56 119L54 118V121ZM78 120V119H77ZM126 120V119H125ZM133 120V121H135ZM210 120V121H211ZM20 121V120H19ZM29 121V122H30ZM33 121H34V117H33ZM38 121V120H37ZM48 121V120H47ZM46 121V122H47ZM54 121H52V123H54ZM98 120L96 122H99ZM112 121H115V119H113ZM120 122H122L121 120H119ZM142 121V120H141ZM141 121H138L141 122ZM154 121V122H155ZM161 121V120H160ZM179 121V119H178ZM214 121H218L214 119ZM27 122V121H26ZM36 122V121H34ZM45 122V123H46ZM57 122V121H56ZM65 122V120H64ZM95 122V121H94ZM95 122V123H96ZM108 121H106L105 124H107ZM117 122V121H116ZM124 122V121H123ZM129 122V121H127ZM129 122V123H131ZM5 123V121L3 122ZM14 123V122H13ZM21 123V121H20ZM42 123V121L40 122ZM49 123V122H48ZM68 123V122H67ZM82 123V122H81ZM91 123V121H90ZM94 123V124H95ZM129 123H126L125 121V125H119L120 128L126 127L127 125L129 126ZM142 123V122H141ZM164 123V122H163ZM166 123V121H165ZM164 123V124H165ZM169 123V122H168ZM214 123V122H213ZM216 123V122H215ZM9 124V122H8ZM18 124V123H17ZM26 124V123H25ZM28 124V123H27ZM30 124V123H29ZM28 124V125H29ZM37 124V123H36ZM59 124V123H58ZM87 124V123H86ZM112 123H108V125H110ZM120 124V123H119ZM127 124V125H126ZM157 124V122H156ZM163 124V126H164ZM5 125V124H4ZM23 125V124H22ZM32 125V124H31ZM39 125V123L37 124V126ZM51 126V124H49ZM76 125V124H74ZM91 125V124H90ZM89 125V126H90ZM93 125V124H92ZM97 125V126H96ZM95 128L101 127L99 124H96ZM107 125V126H108ZM142 125V124H141ZM155 125V123H154ZM152 125V126H154ZM34 126V125H33ZM36 126V125H35ZM44 126L45 124H43V130H44ZM55 126V125H53ZM106 126L103 124L102 128ZM118 127V125H116L115 123V127ZM127 126V127H128ZM131 126V125H130ZM129 126V127H130ZM158 126V125H157ZM162 126V127H163ZM166 126V124H165ZM22 127V126H21ZM40 127V126H39ZM38 127V129H39ZM48 127V125H47ZM56 127V126H55ZM118 127V129L116 128V131L118 130V133L120 131V128ZM151 128V126H148ZM170 128L167 124L166 128ZM19 124H18V127ZM26 128L28 129L29 127L26 126ZM100 128V130L102 129ZM105 128V127H104ZM110 128L112 129L113 126ZM109 128V129H110ZM131 128V127H130ZM129 128V129H130ZM142 127H140L141 129ZM161 128V127H160ZM165 128V127H164ZM165 128V129H166ZM7 129V128H4ZM35 129V128H34ZM49 129V128H48ZM47 129V130H48ZM51 129V128H50ZM58 129V128H57ZM56 129V130H57ZM64 129V128H63ZM74 129V128H73ZM80 129V127H79ZM78 129V130H79ZM88 129V128H87ZM93 129V127H92ZM107 129V128H106ZM106 129H104L105 131H107ZM110 129V130H111ZM115 129V128H114ZM126 129V128H124ZM143 129V130H145ZM152 129H155L152 127ZM164 129V130H165ZM191 129V128H190ZM194 129V128H193ZM30 130V129H29ZM42 129H40L41 131ZM52 130L56 131L55 128H53ZM96 130V129H94ZM128 130V129H127ZM142 130V133H143ZM156 131H158L157 129H155ZM185 130V129H183ZM213 130V128L211 129ZM215 130V129H214ZM232 130V129H231ZM14 131V130H13ZM23 131V130H21ZM39 131V130H38ZM63 131V130H61ZM60 131V132H61ZM86 131V130H83ZM125 130L121 129V132H124ZM129 131V130H128ZM146 131H150L152 132L153 130L151 129H147ZM144 131V132H146ZM188 131V130H187ZM185 131H182L181 129L177 130L175 132V136H174V143H171L173 145L170 146H163L162 150L159 151V149H152L150 146H148L149 142L147 145L145 144H139V147L135 146L128 147V146H121L120 148H115L116 147V142L114 147L112 148L113 145H110L109 147L112 148V151H109V149L104 150L101 149L100 152H96L94 154V152H89V155H87V158H91V161L89 159L90 162L87 163V161L85 162L84 165H82V163H80L79 161L76 162V164H80L77 167H75L74 169L72 168L71 171V176L65 174L67 173L66 168L62 169L61 168H54L52 171L55 172L52 176L50 175H45L42 176L41 178H37L34 180L29 181V186L25 191V195L22 198V200L20 201L18 207L16 210L14 211H9L7 213L4 214V171L3 169L5 168H0L2 169L3 173H0V264H33L34 262H36V260H39V264H181V247H182V240H184V226H183V220L185 217L184 211L182 209V205H183V195L185 194V192L182 195V189H184V184L186 182V185H190L191 183H188V181H190L186 175L184 174V172H182L180 170L179 165H185L184 167L186 168V170H196V169H200V170H205V171H211L212 167L211 165L206 164L205 161V156H211L214 149H212V146L217 144V141L215 140V135L214 133L212 135L214 136H208L205 138H202L200 136H198L196 133H193L190 131V133ZM230 131V130H229ZM11 132V130H10ZM24 132V131H23ZM27 132V131H26ZM25 132V133H26ZM46 132V131H45ZM73 132V131H72ZM89 132L90 135V131ZM95 132V131H94ZM99 132V130L97 131V133ZM109 133H111L108 130ZM115 132V131H114ZM149 132V133H150ZM172 132V131H171ZM16 133V132H15ZM33 133L36 134V132L33 131ZM51 133V132H50ZM127 133V131H126ZM140 133V132H137ZM136 133V134H137ZM147 133V132H146ZM149 133H147L146 135H148ZM153 133V132H152ZM17 134V133H16ZM85 134V133H84ZM87 134V133H86ZM92 134V133H91ZM94 134V133H93ZM113 134V133H112ZM165 134V133H164ZM224 136L226 133H223ZM231 134V131H230ZM245 134V133H244ZM5 135V134H4ZM3 135V136H4ZM30 132L29 135L26 134V136L30 137ZM43 135V134H40ZM48 135V134H47ZM46 135V136H47ZM60 135V133H59ZM73 135V134H72ZM97 135V134H95ZM99 135V134H98ZM97 135V136H98ZM115 135V134H114ZM119 136V134H116ZM122 135V134H121ZM120 135V136H121ZM142 135V134H141ZM152 136V134H150ZM155 135V134H154ZM153 135V136H154ZM159 135V133H158ZM157 135V136H158ZM161 135V134H160ZM170 135V133L168 134ZM174 135V134H172ZM170 135L173 139V136ZM220 135V134H219ZM6 136V135H5ZM24 136V135H23ZM39 136V135H38ZM37 136V138H38ZM45 136V134H44ZM52 136V135H51ZM49 136V137H51ZM79 136V135H78ZM91 136V135H90ZM89 136V137H90ZM106 136V135H105ZM109 136V135H108ZM108 136L106 138H108ZM117 136V137H118ZM140 136V135H138ZM157 136H154L157 138ZM163 136V135H162ZM169 136V137H170ZM217 136V135H216ZM222 136V137H224ZM245 136V135H244ZM8 137V136H7ZM6 137V138H7ZM15 137V136H14ZM18 137V136H17ZM82 137V136H81ZM88 139V136H86ZM115 137V136H114ZM135 137V136H134ZM144 137V136H143ZM153 137V138H154ZM161 137V136H160ZM164 137V136H163ZM168 137V136H167ZM168 137V139H170ZM214 137V138H213ZM234 137V136H233ZM232 137V138H233ZM236 137V136H235ZM20 138V137H19ZM28 138V137H27ZM70 138V137H69ZM77 138V137H76ZM84 138V137H83ZM97 138V140L101 139ZM151 137H149L150 140ZM230 137H228L229 139ZM2 139V138H1ZM13 139V138H12ZM24 139V138H23ZM29 139H32L31 137ZM43 139V137H42ZM80 139V138H79ZM138 139V138H136ZM135 139V140H136ZM144 139V138H143ZM139 139L140 143L143 142L144 140ZM148 139V136H147ZM146 139V140H147ZM167 139V142H168ZM242 138H240L241 140ZM18 140V138H17ZM21 140V138H20ZM72 140V139H71ZM84 140V139H83ZM92 140V138H91ZM96 139H93V141H95ZM112 140V139H111ZM119 140V139H118ZM121 140V139H120ZM143 140V141H142ZM234 140V139H233ZM239 140V141H240ZM5 140H3L4 142ZM15 141V139H14ZM23 141V140H22ZM34 141H36L34 139ZM46 141V140H45ZM77 141V140H76ZM85 142L87 140H84ZM101 141H103L101 139ZM99 141V143L101 142ZM106 141V140H105ZM114 141V140H112ZM111 141V142H112ZM157 140H155L154 142H156ZM159 141V140H158ZM157 141V143H158ZM171 141V140H170ZM169 141V142H170ZM199 141H203L207 146H211L212 150H209L205 155L197 152L196 150V145ZM219 141V140H218ZM18 142V141H15ZM24 142V141H23ZM23 142H21L23 144ZM33 142V141H32ZM42 142V140H41ZM91 142V143H92ZM120 142V141H119ZM118 142V143H119ZM223 142V141H221ZM220 142V143H221ZM2 143V142H1ZM0 143V144H1ZM14 143V142H13ZM13 143L11 145H13ZM44 143V142H42ZM65 143V141H64ZM63 143V144H64ZM70 143V142H69ZM78 143V142H77ZM89 142L90 145H93V143L91 144ZM98 143V145H100ZM104 143V142H103ZM133 143V142H132ZM224 143V142H223ZM238 142L235 141V145ZM19 146L20 147H24V145ZM34 144H36L34 142ZM33 144V146H34ZM39 144V143H38ZM72 144V143H71ZM87 144V143H86ZM88 144V145H89ZM112 144V143H111ZM167 144V143H166ZM228 144V141H227ZM243 144V143H242ZM241 144V145H242ZM7 145V143H6ZM15 145V143H14ZM42 145V144H41ZM40 145V146H41ZM109 145V142H108ZM107 145V146H108ZM222 145V144H221ZM224 146L226 144H223ZM5 146V144H4ZM30 146V145H29ZM27 146V147H29ZM36 146V145H35ZM75 146V145H74ZM81 146V145H80ZM87 146V145H86ZM153 146V144H152ZM158 146V144H157ZM203 146V145H202ZM206 146V147H207ZM245 146V144H244ZM22 147V148H23ZM32 147V146H31ZM30 147V148H31ZM85 147V146H84ZM85 151L88 148H84ZM91 147V146H88ZM95 147V144H94ZM93 147V149H94ZM108 147V148H109ZM159 147V146H158ZM232 145L231 146H225L222 149L223 152H221L222 154L224 153V157L226 155V153L230 154L231 156L233 155V157L235 158V162H237L239 164H242V160H241V156L236 153L235 150H232ZM21 148V149H22ZM26 148V147H24ZM34 148V147H33ZM78 148V147H77ZM99 148V146L97 147ZM107 148V147H106ZM160 148V147H159ZM208 148V147H207ZM13 149V148H12ZM20 149V150H21ZM28 149V148H27ZM36 149V148H34ZM67 149V148H66ZM65 149V150H66ZM74 149H76L74 147ZM92 149V148H91ZM198 149H200V147H198ZM216 149V146H215ZM16 150H17V145H16ZM19 150V149H18ZM25 150V149H24ZM90 150V149H89ZM96 150V147H95ZM98 150V149H97ZM96 150V151H97ZM202 150V149H201ZM218 150V149H217ZM216 150V151H217ZM221 150V149H220ZM3 151V150H2ZM15 151V149H14ZM23 151V149H22ZM19 151V152H22ZM59 151V150H58ZM74 151V150H72ZM71 151V152H72ZM83 151V150H82ZM84 151V152H85ZM242 151V150H241ZM240 151V152H241ZM10 152V151H9ZM79 152V151H77ZM87 152V151H86ZM85 152V155H86ZM110 152V159L109 160H105L101 158V160L97 161V157H100L101 155H109ZM243 152V151H242ZM15 153V152H13ZM17 153V152H16ZM29 152H27L28 154ZM67 153V152H66ZM81 155H83V157L85 156L84 153L80 152ZM88 153V152H87ZM98 153V154H97ZM215 153V151H214ZM24 154V153H23ZM78 154V153H77ZM94 154V155H93ZM248 154V153H247ZM246 154V156H247ZM255 154V153H254ZM9 155V154H8ZM63 155V154H62ZM61 155V156H62ZM80 155V156H81ZM100 155V156H99ZM14 156V154H13ZM70 156V155H69ZM79 156V157H80ZM143 156H145L144 158H142ZM213 156V155H212ZM227 156V155H226ZM230 156V157H231ZM67 157V156H66ZM215 157V156H213ZM223 157V156H222ZM221 157V158H222ZM7 158V156H6ZM18 158V155L17 157ZM77 158V157H76ZM86 158V159H87ZM94 158V159H93ZM104 158V157H103ZM141 158L148 161L146 164H144L142 166L141 163ZM220 160H223V158ZM254 158V157H253ZM250 159V160H254V159ZM10 159V158H9ZM8 159V160H9ZM20 159V156H19ZM23 159V157H22ZM21 159V160H22ZM26 159V158H25ZM55 159V158H54ZM63 159V158H62ZM61 159V160H62ZM68 159V158H67ZM82 159V158H81ZM87 159V160H88ZM213 159V158H212ZM229 159V158H228ZM233 159V158H232ZM247 159V158H246ZM246 159H243L246 160ZM49 160V159H48ZM58 160V158H57ZM260 160V159H259ZM5 162L7 160H4ZM14 162V160H12ZM10 161V162H12ZM28 161V159L26 160ZM64 161V160H63ZM67 161V160H66ZM69 161V160H68ZM75 161V160H74ZM209 161V160H208ZM207 161V162H208ZM18 162V161H17ZM16 162V165H17ZM21 162V161H20ZM81 162H84L83 159L81 160ZM217 162V161H216ZM216 162H212L213 164ZM219 162V161H218ZM217 162V163H218ZM230 162V161H228ZM249 162V160H248ZM9 163V162H7ZM59 163V162H58ZM57 163V164H58ZM73 163V162H72ZM87 163V164H86ZM222 163V161H221ZM3 164V163H1ZM14 165L15 163H11V165ZM19 164V163H18ZM62 164V163H61ZM60 164V165H61ZM68 164V162H67ZM66 164V165H67ZM211 164V163H210ZM224 164V163H222ZM221 164V165H222ZM10 165V166H11ZM25 165V164H24ZM64 166V164H62ZM73 165V164H71ZM216 165V164H215ZM225 165V164H224ZM236 167V171H238V165L237 164H233ZM250 165V164H249ZM2 165H0L1 167ZM5 166V165H3ZM7 166V165H6ZM9 166V165H8ZM228 166V165H227ZM231 166V165H230ZM242 166V165H241ZM53 167V166H51ZM70 167V166H69ZM218 167V165H217ZM229 167V166H228ZM246 167V166H245ZM184 168V169H185ZM221 168V167H220ZM251 168V167H250ZM264 168V167H263ZM11 169V168H9ZM49 169V168H48ZM182 169V170H184ZM229 170V168H227ZM5 170V169H4ZM7 170V169H6ZM70 170V169H68ZM216 170V169H215ZM225 169H223L224 171ZM227 170V171H228ZM246 169H244L245 171ZM248 170V169H247ZM250 170V169H249ZM254 170V168H253ZM250 171L251 174H249L247 177H249L248 180H246L243 175H238V172H234V171H230L227 173V171H225L227 174L223 175V172H221V174L219 172H216L218 178L221 179V177H225L227 179H229V182L227 183V185L224 187L223 185V189L222 192L224 193V195H226L227 193L230 195L229 199L224 200L226 202V205L221 209L220 206L218 208V206L214 205L213 203H208L206 206L205 210V215L206 218L203 216L200 219H215V217H217L219 215L220 217V213H223L224 216H226L227 218V223L231 224L233 222V219L235 216H237L239 219V222L237 225V229L235 228V230H237V237L235 241H231L233 249L235 250L236 253L239 254L240 259H239V264H264V193H262V187L261 184H259L260 180L258 178V176L256 175L255 171L253 172ZM197 171V170H196ZM218 171V170H217ZM239 171H242L241 169ZM260 171V170H258ZM16 172V171H15ZM47 172V171H46ZM213 172V169H212ZM248 172V171H247ZM246 172V173H247ZM9 173V170H8ZM45 173V172H44ZM199 173V172H198ZM206 173V172H205ZM245 173V174H246ZM6 174V173H5ZM16 174V173H15ZM18 174V173H17ZM11 175V174H10ZM35 175V174H34ZM37 175V173H36ZM247 175V174H246ZM190 177V176H189ZM193 177V176H192ZM197 177H199V175H197ZM10 178V177H8ZM201 178V177H200ZM204 178H206L204 176ZM264 178V177H263ZM262 178V179H263ZM7 179V177H6ZM216 179V178H215ZM192 180V179H191ZM199 180V179H198ZM197 179L195 181H198ZM219 180V179H218ZM193 181V180H192ZM223 182V181H222ZM217 182H215L216 184ZM221 183V182H220ZM195 184V183H194ZM224 184V182H223ZM197 185V183H196ZM196 185H193L196 186ZM218 189L219 186L218 184H216ZM215 186V185H214ZM213 186V187H214ZM192 187V189H193ZM197 187V186H196ZM212 187V188H213ZM216 187V186H215ZM186 188V187H185ZM203 188V186H202ZM189 189V188H188ZM191 189V187H190ZM195 189V187H194ZM217 189V188H216ZM217 189V190H218ZM187 190V189H186ZM185 190V191H186ZM211 190V189H209ZM194 191V190H193ZM212 191V190H211ZM216 191V190H215ZM214 191V193H215ZM22 192V191H21ZM211 193V192H210ZM187 194V193H186ZM185 194V195H186ZM184 195V196H185ZM217 195V193H216ZM220 195V194H219ZM204 196V195H203ZM221 196V195H220ZM195 197V196H194ZM202 197V196H201ZM200 197V198H201ZM205 197V196H204ZM218 197V196H217ZM223 197V196H222ZM214 198V196L211 197L210 200ZM196 199V198H195ZM193 199V200H195ZM205 198H202V200H204ZM218 199V198H217ZM190 200V199H189ZM192 200V201H193ZM219 200V199H218ZM217 200V201H218ZM198 201V200H197ZM220 201V200H219ZM218 201V202H219ZM223 200H221L222 202ZM204 202V201H203ZM193 203V202H192ZM215 203V202H214ZM194 204V203H193ZM191 205V204H190ZM221 205V204H220ZM222 207V205H221ZM190 208V207H189ZM192 208V207H191ZM196 209V208H195ZM186 210V209H184ZM192 210V209H191ZM191 210L189 212H191ZM197 210V209H196ZM198 211V210H197ZM201 216V215H200ZM198 218V217H197ZM218 219V218H217ZM220 220V218H219ZM218 220V221H219ZM251 220H254L255 222H258L257 225V229L254 230L252 225ZM210 221V220H209ZM217 221V222H218ZM203 222V221H201ZM200 222V223H201ZM216 222V221H215ZM190 223V229H188L191 233L187 235L186 240L189 241H193V240H197L200 241L204 246H206L207 251L206 255L207 257L204 258L208 259V264H212V261L214 260H220L221 263L223 262V255L220 252V250H217L218 248H216V244H218V239L212 235L211 231L209 229H207V226L205 223L203 224H195L192 222V220L189 221ZM199 223V222H198ZM216 224V223H215ZM218 225V223H217ZM234 225V224H233ZM232 225V226H233ZM209 226V225H208ZM217 228V226H216ZM231 228V227H230ZM232 229V228H231ZM215 230V229H214ZM198 232V233H196ZM236 232V231H235ZM145 233V234H144ZM236 234V233H235ZM146 236L147 238H143L142 236ZM214 237V238H213ZM197 238V239H196ZM196 241V242H198ZM227 243V240L225 241ZM150 243V244H149ZM198 244V243H197ZM224 246V243H222ZM200 246V245H198ZM227 248V246H224ZM223 248V247H222ZM229 249V247H228ZM156 252H155V251ZM168 250H171V257H169L168 254ZM201 250V248H200ZM203 250V249H202ZM154 251V252H153ZM199 251V249H198ZM203 252V251H202ZM234 252V251H233ZM156 253V254H155ZM201 253V252H200ZM190 254V253H189ZM204 255V253L202 254ZM190 256V255H189ZM196 255H191V261L193 262L192 264H194V260L197 257H195ZM205 256V255H204ZM228 256V254H227ZM152 258V260H151ZM186 258V256H185ZM232 258L235 259V256H233ZM139 259V260H138ZM187 259V258H186ZM200 259V257H199ZM228 259V257H227ZM225 260L226 264L228 263V260ZM230 259V258H229ZM233 259V261H235ZM215 261V262H216ZM232 261V259H231ZM200 262V261H199ZM214 262V264H215ZM238 262V261H237ZM198 263V261H197ZM196 263V264H197ZM206 263V264H207ZM36 264V263H35ZM199 264V263H198ZM224 264V263H223Z\"/></svg>",
    "mask_w": 264,
    "mask_h": 264
}]
</instances>
